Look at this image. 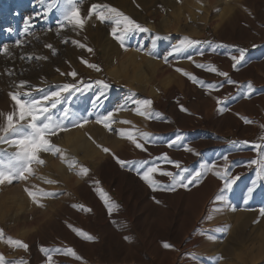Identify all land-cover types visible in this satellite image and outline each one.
Returning <instances> with one entry per match:
<instances>
[{
  "label": "rangeland",
  "instance_id": "obj_1",
  "mask_svg": "<svg viewBox=\"0 0 264 264\" xmlns=\"http://www.w3.org/2000/svg\"><path fill=\"white\" fill-rule=\"evenodd\" d=\"M51 2L0 0V114L17 111L10 92L20 93L23 98V93L30 91L32 97L39 99L57 90L58 85L77 83L80 91L64 93L61 103L51 109L54 119H60L64 110H68V118L63 120L65 130L48 137L52 144L64 151L65 158L75 160L76 165L70 169L59 154L40 152L38 155L44 163L33 162L30 166L32 173H25L27 179L0 184V191L8 190L9 193L4 197L0 195V229L4 235L0 240V253L7 264H48L47 255L41 252L42 247L49 250L71 247L82 258L77 260L62 251H50L48 254L53 256L51 264H143L133 260L147 247L153 251L150 257L144 258L148 264H165L163 259L168 258L169 261L171 257L175 258L170 264H178L184 253V241L178 246V243L165 240L173 247L165 248L163 244L161 253L167 257L161 258L155 255L156 237L154 241L149 237L153 238L156 229L173 228L180 216L185 222L194 221V209L210 203L211 206L214 204L211 216H208L211 218H201L202 223L199 220L201 239L187 255L190 253L189 257L197 259L195 264H264V216L260 212L264 209V165L250 164L252 160H261L254 145L264 144L260 139L264 136V129L260 127L264 125V0H73L82 19L88 16L93 4H107L151 30L130 35L123 48L110 35L111 24L101 23L94 15L86 20L83 29L65 21L63 14L71 7L67 0H59L57 7L44 15ZM29 17L32 19L26 25L25 20ZM157 35L162 39L157 40L153 48L152 39ZM183 37L201 43L168 56L165 63L164 57ZM17 40L21 41L19 45ZM73 41H79L94 51L89 52ZM5 47L7 51H3ZM239 49H246L244 61L235 70L223 69L224 64L232 67L231 56H238ZM81 58L98 65L101 71L87 67ZM150 60H153L151 65ZM196 64L214 65L228 72V78L237 83L229 84L228 78L198 68ZM176 68L195 75L204 82V86L177 72ZM157 69L163 75L158 74ZM73 70L78 74L75 78L67 75ZM110 74L119 76V79ZM98 80L109 87L102 88L95 83ZM20 81H27V84L18 87ZM249 81L253 85L251 91L247 88ZM86 85L91 87L86 88ZM217 98L221 100L219 107L226 109L223 112L218 110ZM132 99L152 100L151 111L162 114V118L154 116L149 120L135 114L133 109L136 106ZM181 105L188 112L181 111ZM121 106L124 110L116 111ZM109 112L113 113L112 119L116 122L110 125L112 131L96 123L98 116ZM82 117H87L88 123L74 126ZM244 118L254 123H245ZM121 119L132 123L125 127L120 124ZM20 123L26 125L27 121ZM3 124L4 115H0V126ZM116 125L118 128L114 127ZM133 126L152 134L150 142L145 144L147 151L137 149L131 141L120 137L121 129L134 130ZM177 137L180 139L169 147ZM235 141L251 143L241 145L234 144ZM84 145L104 154L96 155L94 159L82 158ZM185 146L194 152L186 151ZM104 147L110 152H104ZM15 151V147L0 143V161L7 162ZM113 153L121 160H147V166L155 164L159 169L173 173H178L179 169L164 160L162 154L179 161L181 167L189 172L199 170L201 165L214 164L217 166L215 170L226 171L228 177L235 178V183L231 189H224L223 194L215 192L214 184L224 181L209 172L199 184L189 185L187 189L176 187L174 191H168L160 187L154 191L141 179L143 169L138 174L135 165L121 167ZM56 160L65 165L68 172L78 176V182L74 183L67 177L65 183L59 175L56 179L57 167L53 165ZM81 165L89 169L94 180H83L82 174L77 175ZM153 178L162 186L172 182L169 176L159 172L154 173ZM49 179L58 183H46ZM95 181H99V185ZM22 183L25 185L23 191L20 188ZM115 186L131 203L126 215H121L116 209L110 214L97 190L103 189L112 200L118 193ZM198 186L202 188L198 189ZM25 189L32 192L44 190L57 195L38 196L43 205L40 207ZM217 195H222L225 201H216ZM93 200L100 206L104 204L105 208L90 215L89 211L72 207L77 204L93 210L89 203ZM48 223L53 226L49 228ZM69 225L82 229L95 239L89 241L77 235ZM237 229L243 239L229 248L225 244ZM8 237L23 241L28 249L9 244Z\"/></svg>",
  "mask_w": 264,
  "mask_h": 264
},
{
  "label": "snow or ice",
  "instance_id": "obj_2",
  "mask_svg": "<svg viewBox=\"0 0 264 264\" xmlns=\"http://www.w3.org/2000/svg\"><path fill=\"white\" fill-rule=\"evenodd\" d=\"M68 4L71 5L68 11H66L63 14V19L67 21L68 23L74 25L75 28L83 29L84 24L86 20L91 19L93 15L95 16V19L100 21L101 23H109L111 24V30L110 35L113 39L118 41L121 45V47H124V41L127 37L134 33H148L151 30L144 25H141L139 22L131 18L130 16L126 15L124 12L120 11L119 9L112 7L107 4H93L91 8L89 9L88 16L85 18H81L78 13V9L76 8L75 4L73 3V0H67ZM59 3V0H52L51 4L49 5V8L45 10L44 15H47V12L51 10V8L57 7ZM31 17L27 18L25 20V24H30ZM61 27H63V24H61ZM27 30V29H26ZM11 31V30H9ZM162 39L160 36H155L152 39V46L153 48L156 46L157 40ZM66 42V41H65ZM17 45L21 43L20 40L16 41ZM74 44H77L81 48H86L87 51L93 52L94 50L91 48H87L86 45L80 43L79 41H73ZM201 43L198 40H193L189 37H183L181 41L174 45L172 49L168 52L167 56L164 57L165 63L168 61V56L173 55L174 53H181L184 51L185 48L199 44ZM46 47L51 48V45H46ZM140 51L141 49H137ZM3 51H7V48L5 47ZM246 52V49H239V55H232L231 60L232 68L233 70L237 69V67L244 61V54ZM53 54L55 55V50H53ZM149 55H151V51L148 52ZM200 55H203V53H200ZM30 59V58H29ZM37 59H47V57H37ZM189 60L192 59L191 56L188 57ZM81 62L84 63L87 67L94 69L95 71L99 72L101 69L98 65L90 64L88 61L81 58ZM196 67L205 69L206 71L216 73L218 76L228 78L229 73L225 71L219 70L214 65H204V64H196ZM177 72H180L184 76L191 79L193 82L199 83L202 87L204 86V82L200 81L195 75H192L181 68L175 69ZM11 74V73H9ZM61 75H65V73H61ZM68 76H71L75 78L78 74L73 70L69 73H67ZM227 82L229 84H236L237 82L228 78ZM98 85H101L102 88H108L109 85L105 83L102 80H98L95 82ZM27 84V81H20L18 87H24ZM86 88L91 87V85H86ZM211 88H215V85H209ZM57 90L50 91L45 95H42L39 99H36L32 97L30 91H25L23 93V98L21 97L20 93L10 92L9 96L14 101V106L16 108V112H9L7 114H0L4 115V124L3 126H0V143L8 144L11 147H15L16 151L12 154L11 157L8 158L7 162L0 161V183H4L7 181L8 183H11L14 179H27L25 173L31 174L32 169L31 165L33 162L38 164H43L44 161L40 159L38 153L40 152H51L53 155L59 154L60 159L62 162H65L68 164V167L72 169L76 165V161H68L65 158L64 151L54 144H52L51 140L48 138L50 136L56 135L57 131L59 130H65L63 125V120L68 118V110L65 109L62 117L60 119H54L51 114V109H55L58 104L61 103V100L64 99L63 94L64 93H71L73 90L80 91V88L77 87V83H65L63 85L56 86ZM247 88L251 91L253 88L252 82L249 81L247 84ZM135 95V94H133ZM132 103L136 106L133 111L135 114L144 117L145 119H153V117L162 118V114L156 112L153 113L151 111V106L153 104V101L150 99H132ZM217 104H218V110L223 112L226 110L225 108L219 107L221 105V100L217 98ZM124 110V106H121V108L116 109V111ZM180 110L183 112H188V109L180 106ZM113 113L109 112L107 115L104 116H98L96 119V123L103 124V126L109 131H112L110 125L114 123L115 121L112 119ZM245 119V123H254V121ZM20 121H27V124H21ZM88 123L87 117H82L79 122L74 123V126H77L78 124L82 126V124ZM120 123L123 124H131V121L123 120L120 121ZM262 129H264V125L260 126ZM134 130H128L125 131L121 129L119 131V135L121 138H126L127 140L131 141L135 147L141 151H147L145 148V144L149 143L152 137L151 133L143 132L138 129H135V126H133ZM180 138L177 137L175 141H172L169 143V147L172 146L173 143H176ZM260 139L264 140V136H261ZM234 144H241V145H248L251 142L249 141H235ZM99 147V145H98ZM254 149L258 152V154L261 156V160H252L250 161V164H257L260 163L261 165H264V144H257L254 145ZM102 150L106 153L110 152V149L107 147L102 148ZM186 151H192L194 152V149H191L187 146H185ZM114 159H116L117 163L121 165V167H131L133 165L136 166L138 170V174H140V170L143 169L141 174V179H143L146 183H148L149 187H151L154 191L157 188L163 187L164 190L168 191H174L176 187H183L187 189L189 185H195L199 184L201 182V179L203 176L211 172L213 175H215L217 178H220L224 181L223 188L224 189H231L232 185L235 183V178H231L227 176V172H221L216 169V165H201L199 170H196L194 172H189L187 168H182L181 163L179 161H173L171 160L166 153L162 154V158L166 160L170 164H174L177 169H179L178 173L168 172L164 171L162 169H159L155 164L152 166H147L148 161H126L121 160L119 157H116L113 153ZM228 157L225 156L224 160L227 161ZM89 172V169H87L84 166H80V171L77 173V175H86ZM159 172L161 175L169 176L171 178V185L168 186H162L160 183L153 178V174ZM187 174V175H186ZM46 183L48 184H56L58 181L56 180H46ZM97 185H99V181H95ZM100 192L101 198L105 203V206L109 213L113 211L114 208H117L118 205L115 204L114 201L111 200V198L108 196L106 192L103 191V189H97ZM25 191L28 192V195L32 198L34 203H37L38 206L43 207L42 204H40L37 197H55L57 194L52 192H47L44 190H38V192H32L28 189H25ZM252 189H249V192H251ZM216 201H223L224 197L222 195H217L215 197ZM158 202V201H157ZM73 208L77 210H84V211H91V209L86 208L84 205H77L73 204ZM261 215L264 216V209L260 210ZM70 228L74 232L77 233V235L91 241L94 240L95 237L91 234L83 231L82 229H77L72 225H69ZM227 230L226 228L224 229ZM4 239L3 235V229H0V240ZM125 239H128V237H125ZM7 242L11 245H15L17 247H21L25 250L28 249V245L20 240H13L11 237L7 238ZM165 248H171L172 245L168 243H164L163 245ZM50 251L55 252H63L65 255H69L72 258H75L77 260L82 259L79 257L76 253V251L68 247L66 249H54L49 250L46 248H41V252L45 253L47 255V261L48 264H51L53 260V256L51 254H48ZM0 264H7V262L4 260L3 254L0 253ZM21 264H27V262H21Z\"/></svg>",
  "mask_w": 264,
  "mask_h": 264
},
{
  "label": "bare ground",
  "instance_id": "obj_3",
  "mask_svg": "<svg viewBox=\"0 0 264 264\" xmlns=\"http://www.w3.org/2000/svg\"><path fill=\"white\" fill-rule=\"evenodd\" d=\"M109 42H111V41H108V43ZM103 46H105V45H102V47ZM112 46H114L115 47V45H112ZM106 47V46H105ZM113 47V48H114ZM108 48V47H107ZM104 50H106L107 51V49L105 48ZM130 54V53H129ZM135 55H136V53H134ZM130 56H131V54H130ZM151 61V60H150ZM150 61H148V62H146L147 64L148 63H150ZM153 61V60H152ZM152 61H151V63H150V65L152 64ZM149 65V64H148ZM139 68V67H138ZM223 69H225L226 71H231V69H232V67H231V65H226V64H224L223 65ZM158 71H159V69H157ZM161 71V70H160ZM159 71V73L158 74H160L161 73V75H163V73L162 72H160ZM165 72V71H164ZM258 72V71H257ZM111 73V72H110ZM157 74V75H158ZM113 78H118L119 79V76H117V75H114V74H110ZM155 75V74H154ZM160 75V76H161ZM121 77H122V75H120ZM125 76V75H124ZM125 78H127V76L125 77ZM130 78V77H129ZM49 80V79H48ZM178 80V82L180 81V78H178L177 79ZM178 82H176V83H178ZM163 84L165 85V86H167V84H166V82H163ZM172 84V83H171ZM137 84L135 83V85L134 86H136ZM177 85V84H176ZM172 86V85H171ZM176 88V87H175ZM170 89V88H169ZM177 89V88H176ZM180 89V88H179ZM178 90V89H177ZM173 91H176V90H173ZM184 93V92H183ZM179 94V93H178ZM181 94V93H180ZM123 114V113H122ZM125 115V114H124ZM120 116H122V115H120ZM122 117H124V116H122ZM123 119H121V121H122ZM119 122H120V120H119ZM116 123V122H115ZM118 123V122H117ZM121 124V123H120ZM123 125H125V127H126V124H123ZM113 126V125H112ZM119 126H121V125H119ZM114 127H116V128H118L117 127V125L116 126H114ZM122 128H123V126H122ZM105 134V133H104ZM103 135V134H102ZM108 135H109V133H108ZM111 135V134H110ZM109 135V136H110ZM109 136H106V137H109ZM110 138H112V137H110ZM105 140V139H104ZM124 140H126V139H124ZM84 141L88 144V140H86V139H84ZM122 145V144H121ZM129 145V144H128ZM86 146V147H85ZM88 146H90V145H88ZM84 147V148H83ZM82 147V158H90V159H94L95 158V156L96 155H99V154H104V153H102V152H100V151H98V150H95L94 148H89V147H87V145H84ZM123 147V146H122ZM84 149V150H83ZM123 149V148H122ZM124 150V149H123ZM128 151V150H127ZM130 151V150H129ZM70 152V151H69ZM141 153V152H140ZM40 154V153H39ZM67 155V154H66ZM108 155V154H107ZM136 155V154H135ZM80 156V155H79ZM48 157H50L51 158V156H48ZM106 158H107V156H106ZM100 159V158H99ZM103 159V158H102ZM53 160V159H52ZM50 161V160H49ZM57 161V160H56ZM53 162V161H52ZM105 162V161H104ZM53 165H55L56 167H57V175H56V179L60 176L61 178H62V180L63 181H65V183L68 181V180H70V181H72V182H74V183H76V182H78V179H79V177L78 176H76L72 171L71 172H68V170H66V166L65 165H62V164H60L59 163V161H57V162H55ZM99 167V166H98ZM104 167V166H103ZM102 168V167H101ZM97 169V168H96ZM99 170L100 169H98V172H99ZM53 171V170H52ZM100 173V172H99ZM236 173V172H235ZM45 174V173H44ZM47 174V173H46ZM50 174V173H49ZM53 174V173H52ZM26 175V174H25ZM59 175V176H58ZM82 176V179L83 180H94L93 178H92V176H91V173H87L86 175H81ZM69 178L68 180L66 179V178ZM112 177V176H111ZM132 177V176H131ZM136 177V176H135ZM133 178V177H132ZM39 179V178H38ZM39 180H41V181H43L42 180V178L41 179H39ZM138 180L139 179H137V182H138ZM129 181H131V180H129ZM204 181V180H203ZM26 182V181H25ZM221 182V181H220ZM218 183V182H216L215 184H214V186H213V188H215V192H221L222 193V191L224 190V188H223V184L224 183ZM140 183H141V181H140ZM0 184H2V183H0ZM7 183H6V181H5V185H6ZM4 185V186H5ZM67 185H69V183H67ZM117 185H118V183H117ZM24 183H22V185H20V188H21V190L23 191V188H24ZM119 186V185H118ZM118 186H115L116 187V191L118 192L117 193V195H116V197H114V198H112V201H114L115 202V204L116 205H118V207L117 208H114V209H116V210H119L120 212H121V215H126V213L128 212L127 210H129V207H130V204L131 203H129V200L127 199V198H125V197H123L122 195H121V193L120 192H122V191H119V189H118ZM0 187H2V186H0ZM6 187V186H5ZM9 187V186H8ZM143 187V186H142ZM7 188V187H6ZM120 188V187H119ZM145 188V187H144ZM200 188H202L201 186H200ZM199 188V186H198V189H200ZM202 190V189H201ZM20 191V190H19ZM21 191V192H22ZM14 192V191H13ZM145 192H147V191H145ZM197 192V191H196ZM195 192V193H196ZM210 192V191H209ZM8 193V190H6V191H0V195H2L3 197L6 195ZM24 193V192H23ZM123 193V192H122ZM9 194V193H8ZM131 194V193H130ZM129 194V195H130ZM144 194V193H143ZM148 194V193H147ZM223 194V193H222ZM20 195V194H19ZM123 195H124V193H123ZM126 195V194H125ZM23 197V196H22ZM127 197V196H126ZM135 197V196H134ZM200 197V196H199ZM210 197V196H209ZM1 198V197H0ZM201 198V197H200ZM211 198H213V197H211ZM206 199V198H205ZM199 200V199H198ZM197 200V201H198ZM203 200V199H202ZM202 200H201V202H202ZM206 201V200H205ZM225 201V200H224ZM201 202L199 203V205L201 204ZM89 203L93 206V210H91L90 211V215H92V214H94L95 212H98L99 210H101V209H103V207H104V204H103V206H100V205H98L97 204V202L96 201H89ZM198 203V202H197ZM136 204V203H135ZM203 204V203H202ZM213 205L214 204H212V206H211V203L209 204V206H206V205H203V206H199V207H196L195 209H194V212L193 213H195V218L196 219H194V221H192V222H185L184 221V217L183 216H180L178 219V221H176V223H175V226L173 227V228H171V229H166V230H163V231H161V230H157L156 229V231H155V233L153 234V238H152V236L151 237H149V238H151L152 240L155 238V255H159V257L161 256V258H166V257H163V254H164V252H163V254L161 253L162 252V250H161V248H163L162 247V245L165 243V240H166V242L168 241V240H171V241H173V242H175V243H178V246L180 245V243H182V241H184L185 242V244L183 245V251H184V253H183V255L181 256V258L180 259H178L179 261H178V264H195L196 263V261H197V259H196V261L194 260V259H192L191 258V256L189 257L188 255H191L190 253L187 255V253L188 252H192L193 251V246L195 245L196 246V243H198V239L201 237V235H202V233H201V230H199V220L201 219V218H204V219H207L208 218V216H211V215H209L210 214V211L211 210H213L214 208H213ZM194 206V205H193ZM134 207H135V205H134ZM180 207V206H179ZM195 207V206H194ZM105 208V207H104ZM213 208V209H212ZM131 209H132V207H131ZM180 209H181V207H180ZM193 209V208H192ZM6 210V208H4V211ZM134 210V209H133ZM133 210L131 211L132 213H133ZM3 211V212H4ZM9 211V210H8ZM16 211V210H15ZM135 211V210H134ZM22 211H20V213H21ZM1 213V212H0ZM100 213V212H99ZM114 213V212H113ZM191 213H192V210H191ZM13 214V213H12ZM8 215V214H7ZM11 215V214H10ZM104 215H105V212H104ZM103 215V216H104ZM193 215V214H192ZM13 216V215H12ZM16 216H17V214H16ZM134 215H132V217H133ZM4 217V216H3ZM18 217V216H17ZM78 217H79V215H78ZM248 217V216H247ZM5 218V217H4ZM12 218V217H11ZM14 218V217H13ZM211 217H209L208 218V220L210 219ZM1 219V218H0ZM19 219V218H18ZM5 221V220H4ZM17 221V220H16ZM105 221H106V219H105ZM202 220H200V222H201ZM206 221V220H205ZM6 222V221H5ZM107 222V221H106ZM151 223V222H150ZM202 223V222H201ZM200 223V224H201ZM49 224V228H50V226H53L51 223H48ZM152 224V223H151ZM154 225V224H153ZM102 226H104V224H103V222H102ZM144 226V225H143ZM148 226V225H147ZM151 226V225H150ZM22 227V226H21ZM145 227V226H144ZM143 231H145L144 229H142ZM141 230V231H142ZM154 230V229H153ZM150 231H151V229H150ZM149 231V232H150ZM240 230H235L233 233H232V235L229 237V239H228V241H227V243L225 244L226 246H227V244H228V246H229V248H232V247H234L235 246V244H237L238 243V241H240V240H242L243 239V236H242V234L239 232ZM92 232L94 233V234H96V231H95V229L94 228H92ZM149 232H148V234H149ZM153 232V231H152ZM142 233V232H141ZM151 233V232H150ZM143 234H146V232L145 233H143ZM182 236H185L186 238L185 239H183L182 238ZM144 238H145V236H144ZM148 238V239H149ZM142 239H143V237H142ZM147 239V240H148ZM201 239V238H200ZM141 240V239H140ZM141 241H143V240H141ZM149 241H150V239H149ZM154 241V240H153ZM152 242V241H151ZM229 242V243H228ZM145 243H147V241H145ZM149 244H150V242H149ZM148 245V244H147ZM153 246H154V244H153ZM177 246V245H176ZM149 247H147V248H144L143 249V253H142V255H138V256H136L135 258H134V262H136V263H143V264H148L147 263V261L144 259L146 256L147 257H150V255L151 254H153V251H151V250H149L148 249ZM197 249V248H196ZM196 249H194V251H195V253L197 252V250ZM164 250H166V249H164ZM173 250V249H172ZM176 250V248H174V251ZM167 251V250H166ZM166 253V252H165ZM133 254V253H132ZM125 255V254H124ZM128 255V254H127ZM134 255V254H133ZM137 255V254H136ZM169 256V255H168ZM133 257L134 256H132V259H133ZM157 257V256H156ZM193 257V256H192ZM127 258V257H126ZM128 258H129V256H128ZM131 258V257H130ZM175 257H171L170 258V260L168 261V258H167V260L166 259H163V261L165 262V264H170V263H173L174 261H173V259H174ZM62 260V259H61ZM159 260V259H158ZM167 262H166V261ZM177 260V259H176ZM123 261V260H122ZM132 261V260H131ZM132 263V262H131Z\"/></svg>",
  "mask_w": 264,
  "mask_h": 264
}]
</instances>
